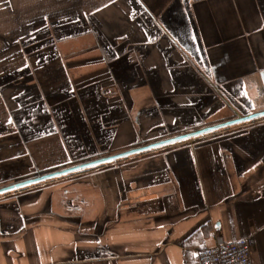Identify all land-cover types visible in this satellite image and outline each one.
Listing matches in <instances>:
<instances>
[{
    "label": "crops",
    "instance_id": "crops-1",
    "mask_svg": "<svg viewBox=\"0 0 264 264\" xmlns=\"http://www.w3.org/2000/svg\"><path fill=\"white\" fill-rule=\"evenodd\" d=\"M261 110L264 0H0V187L33 139L61 163L76 133L81 163ZM238 238L264 264V117L0 196V264H195Z\"/></svg>",
    "mask_w": 264,
    "mask_h": 264
},
{
    "label": "water",
    "instance_id": "water-1",
    "mask_svg": "<svg viewBox=\"0 0 264 264\" xmlns=\"http://www.w3.org/2000/svg\"><path fill=\"white\" fill-rule=\"evenodd\" d=\"M264 117V110L257 111L255 113L249 114V115H244V116H239L235 117L232 119H228L225 121L213 123V124H208L204 125L202 127L185 131V132H180L174 135H170L168 137H164L161 139H157L148 143H145L143 145H139L136 147H131L116 153L108 154V155H103L88 161H84L69 167H65L62 169L54 170V171H49L43 174H39L34 177L18 180L12 183H9L7 185L1 186L0 187V195L6 194L12 191H16L19 189H24L33 185H37L39 183H42L44 181H48L63 175H67L73 172L81 171L84 169L96 167L99 165L107 164L128 156H132L135 154H139L142 152L150 151L156 148L164 147L167 145L175 144L178 142H182L185 140H189L192 138H196L198 136L211 133L217 130H221L223 128H227L236 124L252 121L258 118Z\"/></svg>",
    "mask_w": 264,
    "mask_h": 264
},
{
    "label": "rangeland",
    "instance_id": "rangeland-1",
    "mask_svg": "<svg viewBox=\"0 0 264 264\" xmlns=\"http://www.w3.org/2000/svg\"><path fill=\"white\" fill-rule=\"evenodd\" d=\"M73 71H75V70H73ZM78 74L79 75H82V73H81V70H79L78 71ZM84 74V73H83ZM100 78H101V75H100ZM82 85H85V84H82ZM105 102L107 103V100H103L102 98L101 99H98V103H99V109H101V105H102V103L103 104H105ZM87 104V106H90V104L91 103H89V101H85V100H83V101H79V103H78V105H79V107L81 108V111H82V113H83V115H85L86 116V114H85V110H87L86 109V107H85V105ZM229 127H227V128H223V129H228ZM223 129H221V130H217V131H214V132H211V133H207V134H204V135H208V136H210V135H213V134H216V133H218L219 131H223ZM75 134L76 133H72L71 134V138L70 139H68V142H71V144H72V146H71V148H69L68 147V149L67 148H64L65 146V144L63 145L62 143V147H58L57 148V150H58V152L60 151V152H62V156H61V163L59 162V159L57 160V157H59V156H56V158L55 157H53V156H55V155H51V156H43L42 154H40V151H38V146H39V141H41V143H43V144H41V146H40V148L39 149H43L44 148V146H46V145H48V143L50 142L51 144H50V147H45V150L46 151H50V150H52V148H51V146L53 145L52 143H56L57 144V146L60 144V140H59V138H58V136H45V137H43V138H39V139H33V140H31V143H30V148L27 150V153H28V151H29V155H30V157H29V159H30V164H31V172H30V175L33 177V176H36V175H39V174H43V172H45L42 168H45V167H47V166H49L48 164H46V162H48L49 160H54L55 159V161L57 162V164H56V166L54 167V168H52V169H62V168H65V167H69V166H72V165H75V164H78V163H76V162H80L79 160H82V159H78L77 161H73V162H71L72 160V158H74L73 156L75 155L76 156V154H77V152H78V155L80 156V152H81V146H80V143H75L76 141H75V138H74V136H75ZM171 134H177V133H171ZM168 136V135H167ZM202 136V135H201ZM200 136V137H201ZM39 140V141H38ZM73 141H74V143H73ZM77 141H79V140H77ZM148 142V141H147ZM151 142V141H150ZM76 144V145H75ZM42 146H43V148H42ZM74 146H77V149L76 148H74ZM27 149V148H26ZM76 150H77V152H76ZM119 150H123V149H119V148H113V150L111 151V152H116V151H119ZM125 150V149H124ZM33 151V152H32ZM36 151V152H35ZM42 151V150H41ZM68 151V152H67ZM76 152V153H75ZM23 153L25 154L26 152H25V148H24V151H23ZM65 153H68V155H66L67 157H64V155H65ZM75 153V154H74ZM60 154V153H59ZM32 157H33V159H32ZM46 159H45V158ZM51 157H53V158H51ZM43 158L45 159V160H43ZM76 160V159H75ZM84 160V159H83ZM15 182V181H14ZM2 195H4V194H2ZM2 195H0V196H2Z\"/></svg>",
    "mask_w": 264,
    "mask_h": 264
},
{
    "label": "built area",
    "instance_id": "built-area-1",
    "mask_svg": "<svg viewBox=\"0 0 264 264\" xmlns=\"http://www.w3.org/2000/svg\"><path fill=\"white\" fill-rule=\"evenodd\" d=\"M195 264H254L247 238L221 240L198 251Z\"/></svg>",
    "mask_w": 264,
    "mask_h": 264
},
{
    "label": "trees",
    "instance_id": "trees-1",
    "mask_svg": "<svg viewBox=\"0 0 264 264\" xmlns=\"http://www.w3.org/2000/svg\"><path fill=\"white\" fill-rule=\"evenodd\" d=\"M150 142V141H149Z\"/></svg>",
    "mask_w": 264,
    "mask_h": 264
}]
</instances>
